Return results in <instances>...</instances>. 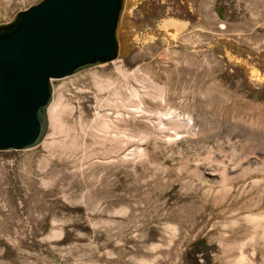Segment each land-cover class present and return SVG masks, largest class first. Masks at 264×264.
Instances as JSON below:
<instances>
[{"label": "rangeland", "instance_id": "rangeland-1", "mask_svg": "<svg viewBox=\"0 0 264 264\" xmlns=\"http://www.w3.org/2000/svg\"><path fill=\"white\" fill-rule=\"evenodd\" d=\"M131 4L121 58L54 81L45 141L0 152V264H264V0Z\"/></svg>", "mask_w": 264, "mask_h": 264}, {"label": "water", "instance_id": "water-1", "mask_svg": "<svg viewBox=\"0 0 264 264\" xmlns=\"http://www.w3.org/2000/svg\"><path fill=\"white\" fill-rule=\"evenodd\" d=\"M126 0H43L0 26V152L38 148L53 82L120 56Z\"/></svg>", "mask_w": 264, "mask_h": 264}, {"label": "trees", "instance_id": "trees-1", "mask_svg": "<svg viewBox=\"0 0 264 264\" xmlns=\"http://www.w3.org/2000/svg\"><path fill=\"white\" fill-rule=\"evenodd\" d=\"M198 247L203 248L206 251L208 250L206 243L204 241H198L195 244H193V246L191 247L192 251H190L188 254L189 258L192 256L193 250L199 249ZM195 254L201 256L204 262H200V260L195 259V260H192V264H210V259L207 255H205V252L203 253V251H198Z\"/></svg>", "mask_w": 264, "mask_h": 264}, {"label": "bare ground", "instance_id": "bare-ground-1", "mask_svg": "<svg viewBox=\"0 0 264 264\" xmlns=\"http://www.w3.org/2000/svg\"><path fill=\"white\" fill-rule=\"evenodd\" d=\"M134 3H136V2H134ZM136 5V4H135ZM127 6H128V0H126V2H125V9H124V13H123V16H122V19H121V23H122V20H123V17L125 16V13H126V10L127 9H130V11H131V9H133L134 8V5L133 4H131L128 8H127ZM120 23V24H121ZM120 26V25H119ZM118 26V27H119ZM119 30H120V27L118 28V32H117V35L119 34ZM121 53H122V51H121V45H120V56H119V58L118 59H120L121 58ZM47 116H48V127H49V109H48V112H47ZM164 121H166V122H168V119H166V120H164ZM47 134V133H46ZM45 134V135H46ZM47 138V135L45 136V138H44V140H43V142L45 141V139ZM9 152H13V151H9ZM239 227V226H238ZM239 230V229H238ZM237 231V230H236ZM238 232V231H237ZM240 233V232H239ZM248 233V232H247ZM243 234H245V233H243ZM236 235V234H235ZM246 235V234H245ZM239 237V236H238ZM243 237V236H242ZM235 238V237H234ZM243 238H245V236L243 237ZM236 239V238H235ZM238 239V238H237ZM241 239V238H240ZM236 244V243H235ZM238 245V244H237ZM233 248V247H232ZM244 248V247H243ZM242 248V249H243ZM230 249H231V247H230ZM234 249V248H233ZM236 250V249H235ZM237 251V250H236ZM228 252H230V251H228ZM233 253H235V252H233ZM232 253V254H233ZM240 253H241V251H240ZM241 254H243V253H241ZM234 255V254H233ZM235 258V257H234ZM245 264V263H244Z\"/></svg>", "mask_w": 264, "mask_h": 264}]
</instances>
